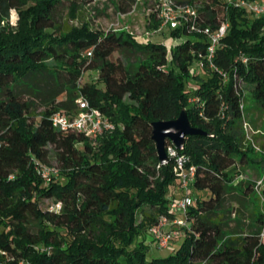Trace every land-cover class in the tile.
Masks as SVG:
<instances>
[{"label":"trees","instance_id":"trees-1","mask_svg":"<svg viewBox=\"0 0 264 264\" xmlns=\"http://www.w3.org/2000/svg\"><path fill=\"white\" fill-rule=\"evenodd\" d=\"M5 1L0 21L10 7L18 19L0 24V260L264 264V187L256 179L232 183L230 171L236 163L263 168L264 155L244 145L242 87L264 108V16L226 0H176L193 2L212 25L223 16L229 21L214 57L223 79L217 69L189 70L207 40L186 25L168 28L172 38H184L167 48L122 29H65L54 18L59 0ZM121 49L135 58H111ZM87 70L97 77L81 82ZM190 75L195 82L188 85ZM81 93L115 123L95 141L50 120L56 110L73 109ZM35 96L44 108L31 114ZM181 109L205 131L188 134L178 148L195 165L190 223L174 252L148 256L139 236L160 215H171L176 195L166 196L167 185L177 184L172 160L158 159L151 122ZM52 155L63 179L42 183L36 167L50 164ZM43 199L59 200L60 209L42 207ZM138 210L147 218L135 223Z\"/></svg>","mask_w":264,"mask_h":264},{"label":"built area","instance_id":"built-area-1","mask_svg":"<svg viewBox=\"0 0 264 264\" xmlns=\"http://www.w3.org/2000/svg\"><path fill=\"white\" fill-rule=\"evenodd\" d=\"M152 5L149 7L157 19L156 26L145 31L146 34L155 32L163 33L166 28H176L180 25H186L189 30L200 32L205 35L207 40L204 48L195 51V59L191 69L202 70L205 67L217 69V71L226 79L227 74L224 70L217 67L214 62L216 49L222 38L225 36L229 21L225 16L219 18V21L212 25L205 22L198 13L197 6L193 2H177L176 0H150ZM227 3L244 7L253 16H264V0H226ZM123 11L122 14H126ZM111 26V25H110ZM104 30H125L130 34L133 31L122 26H111ZM150 36V35H148ZM89 54L90 51H87ZM242 61H246V57L242 53L239 54ZM75 107L70 110L59 109L50 115L51 123L59 129H74L95 141L103 133L111 131L115 127L112 121L101 109L89 104L87 98L81 93L75 98ZM244 121L243 126L245 127ZM167 160L161 162L166 163L172 160V170L176 176V186L180 189L178 196H173L169 200V211L171 215H160L156 222L149 227L153 245L156 248H162L168 245L169 241L175 236H183L185 230L188 229L190 220L187 217L188 206L193 201L190 193L191 183L194 177L195 165L189 163L187 156L178 151V148L172 143L165 144ZM59 172L58 166L55 164H41L40 174L48 180L51 175ZM256 180V187L259 182ZM61 202L51 201L48 205L49 209L59 210ZM263 234V233H262ZM0 252H5L0 249ZM23 259H19L17 264H23ZM0 264L5 261L0 260ZM180 264H191L190 262H182Z\"/></svg>","mask_w":264,"mask_h":264},{"label":"rangeland","instance_id":"rangeland-1","mask_svg":"<svg viewBox=\"0 0 264 264\" xmlns=\"http://www.w3.org/2000/svg\"><path fill=\"white\" fill-rule=\"evenodd\" d=\"M152 5L150 0H59L58 5L56 6V10L54 13V18L59 26L67 29L68 27H86L88 30H104L111 26H122L129 28L133 31V36L140 40H153V41H163L165 42L167 48H169L171 42H176L180 40L182 37H171L168 31V28L164 30L163 33L155 32L153 34H146L145 31L149 28L152 29L154 23L157 22L154 13L149 10V7ZM6 8V1H0V13H2L3 9ZM124 9L129 12L126 14H122ZM18 19V12L16 8L10 7L8 8V17L3 18L0 21L1 25H5L9 23L10 25H15ZM110 26V27H111ZM150 35V36H148ZM116 56L122 58V60L131 61L135 58V55L129 51L124 49L115 50L111 58L115 59ZM193 63L190 65L192 67ZM191 71V68H189ZM97 72L95 70H87L82 73L81 82L89 81L90 79H96ZM223 77V76H222ZM187 84L191 85L195 82V77L190 75L187 78ZM245 84V83H243ZM39 85L42 86L41 83ZM243 92L246 94L245 96V105H247L246 113L244 119L242 121V127L245 131L244 134V145L247 146L250 144L254 150L259 151L262 155H264V108L260 107V105L252 100L250 97L249 89L246 87H242ZM44 91H49L50 87L45 86L43 88ZM28 98V97H27ZM30 99V98H29ZM33 100L31 105V114L38 113L41 109L44 108V103L42 102L40 97H32ZM35 116V118H37ZM244 121L246 122L245 127L243 126ZM50 164H57L54 155L49 158ZM263 164V168L260 166L256 167L253 165H246L236 163L231 168V176L232 183H236L240 179H260L258 189L264 187V161L261 162ZM37 173L40 174V166L36 167ZM42 177V176H41ZM51 179H63L62 174L58 172L56 175H51L48 180H45L42 177V183H45ZM175 183H169L167 185L166 196L168 197L173 189ZM178 196V194H176ZM52 199H43L41 201V206L45 207L50 204ZM261 204L264 205V198L260 199ZM264 209V206L262 207ZM148 212H144L143 210H138L135 212L134 219L135 223H138L144 220V217L147 218ZM149 218V217H148ZM148 220V219H146ZM156 222V221H155ZM153 223L151 222L145 230V236H139L144 243L147 244L149 251L148 256L154 255H167L171 252H174L176 247L181 242L183 236H175L172 240L169 241L168 245L162 248H156L153 245L152 237L149 232V227Z\"/></svg>","mask_w":264,"mask_h":264},{"label":"water","instance_id":"water-1","mask_svg":"<svg viewBox=\"0 0 264 264\" xmlns=\"http://www.w3.org/2000/svg\"><path fill=\"white\" fill-rule=\"evenodd\" d=\"M151 125V137L155 142L160 162L167 160L166 140L181 148L188 134L205 133L203 129L190 124L185 109H181L174 118L153 120Z\"/></svg>","mask_w":264,"mask_h":264},{"label":"crops","instance_id":"crops-1","mask_svg":"<svg viewBox=\"0 0 264 264\" xmlns=\"http://www.w3.org/2000/svg\"><path fill=\"white\" fill-rule=\"evenodd\" d=\"M175 186V185H174ZM179 192H180V189H178V187L176 186V187H174V189H173V191H172V193H174L175 195L176 194H179Z\"/></svg>","mask_w":264,"mask_h":264}]
</instances>
